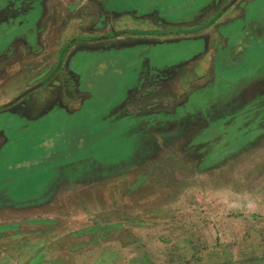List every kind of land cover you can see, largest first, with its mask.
<instances>
[{
  "label": "rangeland",
  "instance_id": "374dc122",
  "mask_svg": "<svg viewBox=\"0 0 264 264\" xmlns=\"http://www.w3.org/2000/svg\"><path fill=\"white\" fill-rule=\"evenodd\" d=\"M234 2L0 0L22 10L0 62L26 61L37 33L38 64L0 86V104L21 92L37 110L0 114V221L21 232L1 246L57 264L62 236L114 223L81 264H264V0ZM210 23L225 40L204 53Z\"/></svg>",
  "mask_w": 264,
  "mask_h": 264
},
{
  "label": "crops",
  "instance_id": "0c3cea01",
  "mask_svg": "<svg viewBox=\"0 0 264 264\" xmlns=\"http://www.w3.org/2000/svg\"><path fill=\"white\" fill-rule=\"evenodd\" d=\"M239 1H241V0H235V2L232 5H230V6H232V7L234 5L236 6L239 3ZM16 18H17L16 22L14 21V17H13L12 20L9 21L8 23L3 24V25L0 24V33L5 34V33H16V32L18 33V32H20L19 31L20 25L16 24L17 22L20 21V18H19V16H17ZM166 22L174 24V25H170L172 27L182 23V21H178V19H176V20H166ZM211 26L213 27L212 23H210L207 26H203V27H201L199 29L194 30V31H197V33H201L202 32V37H204L205 40H206V46H205L206 50L204 51V53H206L207 49H209V50L213 49V47H211L212 44H213V40H214L215 43H218L219 41L225 40V38H223V36H221L219 32H217V31L213 32V31L209 30V28ZM249 28H250V26H249ZM179 31L185 32L184 34L180 33V36L181 35L186 36L189 33H191L192 30H187V31L186 30H179ZM160 33H169V31L168 32H160ZM34 34H35L34 42L31 43V42L27 41L28 42V46H29V52L26 53V54H28L27 58H26V61H24L23 63L20 62V61H16L15 63H13L11 66H8L7 68H5L4 66L6 64H8L9 62H6V64L0 62V70H3V69L5 70V74H3L2 75L3 77L0 79L1 80L0 81V86L1 85L3 86L4 83H5L4 80L9 78V77H12L13 80H15V81H19L20 78H19L18 75H20L19 71L22 68H24L25 70L26 69L31 70L32 68L35 67V70H36V68H37L36 66L38 64H37L35 55H34V58L33 57L31 58V56H32L31 54L32 53L30 51V46L32 44L35 45V42H36V39H37V33H34ZM244 34L247 36L248 35L247 31H245ZM45 38L47 40L49 38L48 35H45ZM18 39H21V36H19ZM51 39H53L52 36H51ZM77 39H79V38H77ZM164 41H165L164 38H162L160 36V42H164ZM14 43L15 42H13L12 45H15ZM76 44H77L76 45L77 47H83V45L80 42V40H77ZM216 46H217V44H216ZM34 50H33V54L36 53V47H35ZM2 53H3V55L4 54H7V56L10 55V52H8V53L2 52ZM199 54H200L199 56L203 55L202 52L199 53ZM18 55L21 56L22 53L19 52ZM194 55H196V53ZM182 64H192V63L190 62V60H186V61L184 60V61H181L179 63H172V64L165 65L163 67H160V71L169 70L170 72L173 73V71L177 70L178 68H180V66ZM162 78H164V76L160 77V81L162 80ZM32 90H34V89L30 88L28 93L30 94ZM29 94H28V96H29ZM1 100H2V102L0 104V114L3 113V112H8V113L12 114L13 117H18L19 119H23L24 120V125L27 124V122H31V121H33V120H35L37 118V115H36L37 114V110H35L36 108L33 109L28 104L25 105V99L24 100L22 99V93L21 92L18 93V95H16L15 97H13L11 102H9V101L8 102H4L5 99H1ZM22 102L24 103L23 104L24 106L20 105ZM72 102H78L79 103L78 100L77 101L72 100ZM29 104H30V102H29ZM11 105H12V107H10ZM32 106H35V104H33ZM27 107H28L27 110L24 109V108H27ZM32 114H35L36 116H33ZM6 141H7V136L5 134V131H4V129L0 128V149L4 146ZM64 164H66V162H64V161H58L55 164H53L52 165V169L56 167L54 165H58L59 167H58V169H55V171H54L55 173H52V176L54 174H57L56 172L59 171V168L61 166H63ZM61 176H63V175H61ZM55 181H56V176H53L52 179L50 181H48V185L45 187V191H44L45 192V196H46L47 193H48V195L52 193V191H53L52 187L55 186L54 185ZM0 196H3V195L0 194ZM35 196H38V195L36 194L33 197H35ZM33 197H31V198H33ZM3 198H5V197L3 196ZM49 224H51V222ZM53 224H57V223L55 222ZM107 224H113V225H107ZM24 225H27V223L26 224L24 223ZM28 225H30V224H28ZM24 227L26 228V226H24ZM114 227H115L114 223H105L104 225H100V223H98L96 225L94 224V225L90 226L88 229H82V230L76 231V232L73 231L72 234L68 233V234L62 236V238L60 240L63 243V245L65 246V250L68 253H70V254L61 255L62 257H65V259L60 260V261H58V258H55V260H57V262H55V263L60 264L61 262H63L65 264H81L80 263V259H79L81 255L78 254L76 251H78L80 248H83V247H85L86 245H88L90 243H93L95 239L97 241H101L103 239V237L105 235H107V233H108L107 231L108 230L110 232H113L114 230H116ZM18 229H20L18 224L11 223V222H6V221H0V264H30V262H31V264H36V262H37V260H36L37 258L36 257L37 256H39V259L41 258L40 260L38 259V261H42L43 260V256L40 255V254H37V255H35V253H23V254H20V247L19 246L17 247L14 243H12V245H10L9 247L1 246V244L3 243L1 239L4 237L2 235V233H6V234H8V236H10L12 239H14L17 236H19L20 233H21L20 231H18ZM26 229H30V228L28 227ZM91 232H94V236H92ZM83 237H85V239H83ZM86 238H89V239H86ZM47 240L48 239L46 238L45 241H47ZM27 244L25 243V246H27ZM97 257H96V259H97ZM34 258H35V261L33 262L32 260ZM50 260H51V262L53 261L52 258ZM136 260L139 262V264H147L150 261V260H148V257H145V256L143 257V255H140L139 257H137ZM94 262H98V261L94 260L93 264H94ZM159 262H160V264H182L179 260L178 261H176V260L174 261L172 259L168 260V257H164L161 254H160V261ZM130 264H132V263H130ZM189 264H193V262H191Z\"/></svg>",
  "mask_w": 264,
  "mask_h": 264
},
{
  "label": "flooded vegetation",
  "instance_id": "af4514ba",
  "mask_svg": "<svg viewBox=\"0 0 264 264\" xmlns=\"http://www.w3.org/2000/svg\"><path fill=\"white\" fill-rule=\"evenodd\" d=\"M12 1H14V0H11V2ZM0 5H1V3H0ZM5 8H6V10H3L5 13L0 16V24L3 25V24L8 23L15 16H19V18H20V16H21L20 13L22 11L20 6H16V7L7 6ZM5 8H3V9H5Z\"/></svg>",
  "mask_w": 264,
  "mask_h": 264
}]
</instances>
